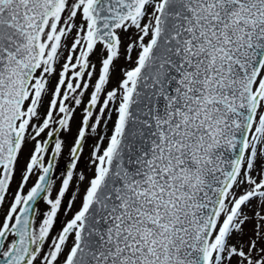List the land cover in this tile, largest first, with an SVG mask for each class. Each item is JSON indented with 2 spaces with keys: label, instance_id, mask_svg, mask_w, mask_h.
<instances>
[{
  "label": "snow or ice",
  "instance_id": "snow-or-ice-1",
  "mask_svg": "<svg viewBox=\"0 0 264 264\" xmlns=\"http://www.w3.org/2000/svg\"><path fill=\"white\" fill-rule=\"evenodd\" d=\"M0 264H264V0H0Z\"/></svg>",
  "mask_w": 264,
  "mask_h": 264
},
{
  "label": "rangeland",
  "instance_id": "rangeland-1",
  "mask_svg": "<svg viewBox=\"0 0 264 264\" xmlns=\"http://www.w3.org/2000/svg\"><path fill=\"white\" fill-rule=\"evenodd\" d=\"M121 64H123V61H121ZM73 130L75 131V126H74V129H73ZM69 143H71V137H69ZM66 157H67V153H65V158H66ZM63 162H64V161L62 160L61 163H63ZM21 163H23V159H22ZM81 167H83V164H81ZM41 207H42V205H41ZM77 207H79L78 204H77ZM63 219H64V217H63V215H61V219H60V221L58 222L57 227H59V224L63 222Z\"/></svg>",
  "mask_w": 264,
  "mask_h": 264
}]
</instances>
